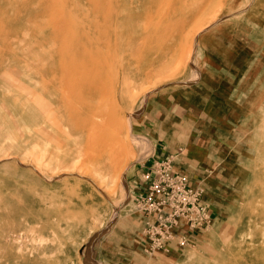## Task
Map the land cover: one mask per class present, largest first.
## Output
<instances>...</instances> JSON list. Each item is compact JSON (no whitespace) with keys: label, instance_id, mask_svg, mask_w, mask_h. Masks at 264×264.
Here are the masks:
<instances>
[{"label":"rangeland","instance_id":"1","mask_svg":"<svg viewBox=\"0 0 264 264\" xmlns=\"http://www.w3.org/2000/svg\"><path fill=\"white\" fill-rule=\"evenodd\" d=\"M102 3L0 0V264H264V0H122L120 59L99 57L105 93L81 109L66 68L101 47ZM169 104L173 170L213 220L151 251L137 120Z\"/></svg>","mask_w":264,"mask_h":264},{"label":"built area","instance_id":"2","mask_svg":"<svg viewBox=\"0 0 264 264\" xmlns=\"http://www.w3.org/2000/svg\"><path fill=\"white\" fill-rule=\"evenodd\" d=\"M140 183L143 191L133 201L145 219L149 250L186 248L211 224L213 214L202 188L173 170L172 157L153 161L141 173Z\"/></svg>","mask_w":264,"mask_h":264},{"label":"bare ground","instance_id":"3","mask_svg":"<svg viewBox=\"0 0 264 264\" xmlns=\"http://www.w3.org/2000/svg\"><path fill=\"white\" fill-rule=\"evenodd\" d=\"M121 4H122V0H103L102 7L104 9V15H103V25L102 26H103L104 32H103V36L99 38L100 41L102 42V45H100L101 47L99 48V50L93 49L90 52H84L83 54L84 57L81 61L74 64L73 66H68V68H66L67 72H69L70 74L74 73L73 74L74 84L72 85V89H73V93L75 96V102L77 105L80 104L78 107L81 109L83 108L82 105H84L83 102L85 99V92L87 93L88 97L91 96L92 94L102 95L105 93L104 88L98 86L97 84V80H100L99 78L101 77V72H100L101 70L99 69L100 67L96 64L99 57H102L106 61L112 60L113 57H114V60L116 61L120 59L119 49L121 45L120 43L121 38L123 35V32H122L123 29L120 28L121 14L119 11H120ZM157 23H159V21ZM158 26L159 25H157L156 27ZM153 37H155L154 34H151V35L149 34L148 36H146L144 38L145 40L142 42L144 46L149 45V42L153 39ZM133 39L134 37L132 38L130 37L126 45L128 46V44L131 43L132 41L135 42V39L134 40ZM126 56L127 54L125 55V57ZM76 110L77 108L76 109L70 108V112L72 111L73 115L75 114L77 115V113L79 114V112L76 113ZM112 116L113 117H112L111 123H115L118 117L115 114V112L112 113ZM81 122H89L88 123L89 125L91 121H88L85 119V120H82ZM107 131L111 133L114 132L113 129H111V127ZM106 133L107 132L105 130L103 133L104 139L101 141L102 143L101 146L104 149L105 148L107 149L109 146L112 145L111 140L106 137ZM114 133L117 137V135L120 133V130ZM95 155L97 159L102 160L104 159L103 156L106 154L105 152L103 154H100L97 152ZM92 167L94 168V165H92ZM117 169H118V166L114 165L111 171L115 173ZM120 175H121V172L116 176V179H118Z\"/></svg>","mask_w":264,"mask_h":264},{"label":"crops","instance_id":"4","mask_svg":"<svg viewBox=\"0 0 264 264\" xmlns=\"http://www.w3.org/2000/svg\"><path fill=\"white\" fill-rule=\"evenodd\" d=\"M170 108H171V105L169 104L168 109L164 110L163 113L161 111H159L158 113L157 112L154 113L152 112V110L148 109L137 120V122L139 123V129L141 133L144 134L147 138H149L152 141L153 146H154L153 155L149 156V160L145 168H150L152 165L151 163L152 161H155L157 159L164 158L167 156L172 157L173 162L176 161L177 155L173 153V150H172L173 148L171 146L172 143L170 141L171 139L170 131L171 130L166 129V122H172V115H171L172 111ZM168 125H169L168 127L170 128V124ZM185 175L187 176V174ZM131 185H133L132 187L134 188L132 189V192L134 191L135 192L134 194L136 196H139L141 192L143 191L141 183L137 181L136 185H134L133 182L131 183ZM134 218L136 219L135 226L138 227L137 230L141 231L142 230L141 223H143L142 215L134 214Z\"/></svg>","mask_w":264,"mask_h":264}]
</instances>
